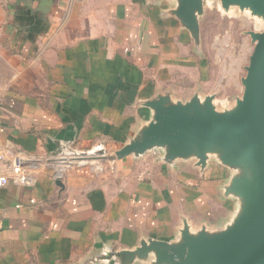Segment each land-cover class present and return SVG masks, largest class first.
Returning <instances> with one entry per match:
<instances>
[{
	"label": "crops",
	"instance_id": "obj_1",
	"mask_svg": "<svg viewBox=\"0 0 264 264\" xmlns=\"http://www.w3.org/2000/svg\"><path fill=\"white\" fill-rule=\"evenodd\" d=\"M176 7L0 0V153L22 157L28 180L0 188V264H118L101 259L149 239L176 242L185 223L196 233L232 221L231 171L213 158L204 169L166 163L157 149L100 166L70 160L120 150L158 95L193 97L202 65Z\"/></svg>",
	"mask_w": 264,
	"mask_h": 264
},
{
	"label": "water",
	"instance_id": "obj_2",
	"mask_svg": "<svg viewBox=\"0 0 264 264\" xmlns=\"http://www.w3.org/2000/svg\"><path fill=\"white\" fill-rule=\"evenodd\" d=\"M173 15L200 42V17L210 0H174ZM223 9L239 7L264 22V0H219ZM254 50L242 79L244 93L236 105L219 111L215 96L189 101L161 94L145 106L151 120L124 145L110 155L103 147L72 152L70 160L100 166L128 156L142 157L155 149L162 160H196L202 169L213 158L231 171L225 197L237 202V212L223 229L203 227L194 233L185 223L178 241L149 239L131 251L105 253L103 260L118 264L136 261L150 264H264V30L250 32ZM23 165L26 161L23 159Z\"/></svg>",
	"mask_w": 264,
	"mask_h": 264
},
{
	"label": "rangeland",
	"instance_id": "obj_3",
	"mask_svg": "<svg viewBox=\"0 0 264 264\" xmlns=\"http://www.w3.org/2000/svg\"><path fill=\"white\" fill-rule=\"evenodd\" d=\"M263 30V20L250 11L239 7L225 10L219 0L208 1L200 17L199 44L189 33L202 65L198 68L195 94L201 98L214 95L219 111L233 108L243 96L242 79L254 50L249 33Z\"/></svg>",
	"mask_w": 264,
	"mask_h": 264
},
{
	"label": "built area",
	"instance_id": "obj_4",
	"mask_svg": "<svg viewBox=\"0 0 264 264\" xmlns=\"http://www.w3.org/2000/svg\"><path fill=\"white\" fill-rule=\"evenodd\" d=\"M0 161H6L3 153H0ZM22 162L23 158L20 156H16L12 162L6 161V174L0 176V188L7 186L11 180L20 184H26L28 182ZM2 228L3 222L0 220V230Z\"/></svg>",
	"mask_w": 264,
	"mask_h": 264
}]
</instances>
